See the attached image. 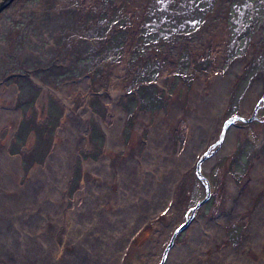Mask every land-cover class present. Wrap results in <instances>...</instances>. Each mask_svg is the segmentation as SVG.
I'll use <instances>...</instances> for the list:
<instances>
[{
    "label": "rangeland",
    "instance_id": "374dc122",
    "mask_svg": "<svg viewBox=\"0 0 264 264\" xmlns=\"http://www.w3.org/2000/svg\"><path fill=\"white\" fill-rule=\"evenodd\" d=\"M214 67L230 90L218 107L217 125L204 127L206 145L192 153L186 168L187 200L179 210L167 208L165 231H139L123 264H146L142 248L147 239L159 245L150 252L152 264H238L245 258L249 264H264L259 262L264 241L257 237L251 240L260 242L262 257L255 243L226 258L224 243L209 247L205 255L197 250L208 245L209 232L200 224L214 223L221 208L230 212L224 232L232 249L242 242L250 220L264 215L263 193L252 211L239 214L224 204L232 195L222 186L228 176L233 194L245 197L249 181L244 179L264 158V0H12L0 10V146L16 164L17 187L45 168L68 115L87 110L83 138L69 165L65 204L50 240L52 252L42 248L40 233L19 230L7 214L0 216V264H60L72 227L70 212L83 203L86 167L107 155L106 129L117 122L124 145L136 143L141 157L144 143L138 144V133L147 140L150 125L158 115H168L173 97L187 106L195 80ZM118 72L122 81L113 108L109 89ZM73 83L82 87L63 100L58 92ZM231 117L244 121L225 125ZM188 133L184 120L172 128L173 155H183ZM81 255L76 251L68 264H76Z\"/></svg>",
    "mask_w": 264,
    "mask_h": 264
},
{
    "label": "bare ground",
    "instance_id": "6f19581e",
    "mask_svg": "<svg viewBox=\"0 0 264 264\" xmlns=\"http://www.w3.org/2000/svg\"><path fill=\"white\" fill-rule=\"evenodd\" d=\"M214 70L215 67L208 76L195 80L187 106L177 97L170 99L168 115L156 117L150 125L147 140H142L138 133V144L142 141L144 143L141 157L138 156L136 143L124 145L117 122L106 129L107 155L86 167L85 189L81 193L83 203L70 212L72 227L63 258L59 260L60 264H68L70 256L76 251L82 254L76 264H123L126 249L136 241L139 231L148 232L157 227L165 231L163 217L167 208L179 210L187 200L189 174L186 168L192 159V153L202 144L206 145L205 137L208 132L206 129L204 132V127L207 124L213 127L217 125L215 116L218 107L223 104V99L230 90V83L220 78ZM115 74L112 77L108 101L113 108L122 81L121 73ZM79 87L82 85L66 84L58 94L63 100H67ZM86 119V109L68 115L60 131L59 142L45 168L35 170L21 188L15 185L13 179L15 162L8 159L4 146H0V216L9 214L8 218L19 224V230L24 227V232L40 233L42 244L45 245V248L42 246L44 251L52 252L54 247L50 240L65 204V183L70 172L69 165L75 153V144L83 138ZM141 119L137 126L140 131L146 117L142 115ZM3 120H9V117L5 116ZM180 120H184L189 133L185 152L175 156L171 150V131ZM121 150L124 152L122 156L119 155ZM246 179L249 183L246 195L241 199L233 194L228 176H225L222 183L225 194L232 195L229 203L223 201L226 207L233 206L235 211L245 215L252 211L254 203L264 194V158L254 163L244 181ZM43 181L46 184L40 186ZM221 207H224L223 204ZM215 218L214 223L205 221L200 224L209 234L205 241L208 245L204 249H197L202 250L199 255L207 254L209 247L224 243L223 248L228 249L223 251V258H226L243 250L245 245L255 243L257 249L254 248V251L262 257L258 250L260 242L251 239L257 237L264 241L261 233L264 231V215L255 218V221L250 220L242 242L233 249L227 244L224 232L225 225L231 218L230 212L221 208ZM11 227L13 230V226ZM255 227H259V230L254 231ZM193 230L192 227L189 229V238L192 237ZM5 236L15 240L11 234ZM147 240L144 241L146 243L142 248V256L146 264H152L154 257L150 256V252L158 249L159 245ZM173 241L170 237L169 247L175 244ZM191 243L194 245L195 241ZM179 254L184 259L182 253L178 252ZM249 260L245 258L238 264H249ZM263 260L261 258L259 262Z\"/></svg>",
    "mask_w": 264,
    "mask_h": 264
},
{
    "label": "water",
    "instance_id": "95a60500",
    "mask_svg": "<svg viewBox=\"0 0 264 264\" xmlns=\"http://www.w3.org/2000/svg\"><path fill=\"white\" fill-rule=\"evenodd\" d=\"M10 2H12V0H2V1L0 2V10H2L4 7L8 6V5L10 4ZM234 120L244 121V119L241 120V119H238L237 117H231V118H229V119L225 122V125H226V123H230V124H232V122H233ZM205 200H206V199H205ZM205 200H203L201 203H203ZM184 227H185V224H182L180 227L176 228V230L174 231V234H173V236H172V240H174V237H175L179 232H181V230H182ZM167 250H168V249L166 248L165 252H166ZM165 252H164V254H166Z\"/></svg>",
    "mask_w": 264,
    "mask_h": 264
},
{
    "label": "trees",
    "instance_id": "16d2710c",
    "mask_svg": "<svg viewBox=\"0 0 264 264\" xmlns=\"http://www.w3.org/2000/svg\"><path fill=\"white\" fill-rule=\"evenodd\" d=\"M115 36H118V33H116ZM123 43H124V40L121 42V44L123 45Z\"/></svg>",
    "mask_w": 264,
    "mask_h": 264
}]
</instances>
